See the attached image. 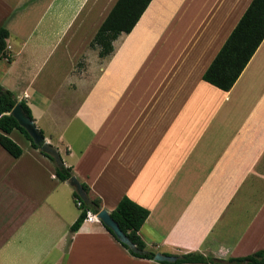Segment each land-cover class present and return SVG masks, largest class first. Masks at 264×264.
<instances>
[{"label": "crops", "instance_id": "0c3cea01", "mask_svg": "<svg viewBox=\"0 0 264 264\" xmlns=\"http://www.w3.org/2000/svg\"><path fill=\"white\" fill-rule=\"evenodd\" d=\"M118 0H0V84L110 215L149 210L147 249L224 262L264 251V40L226 92L203 80L252 0H153L99 57ZM0 145V264H162L134 257L19 130ZM42 151V152H41ZM177 257V258H178Z\"/></svg>", "mask_w": 264, "mask_h": 264}, {"label": "trees", "instance_id": "16d2710c", "mask_svg": "<svg viewBox=\"0 0 264 264\" xmlns=\"http://www.w3.org/2000/svg\"><path fill=\"white\" fill-rule=\"evenodd\" d=\"M153 0H118L104 23L98 30L92 46L99 50L100 58H107L114 53V42L122 34H130ZM9 31L0 28V59L7 57V40ZM264 40V0H252L244 16L213 60L212 64L203 75V80L223 91H230L249 61L258 50ZM19 103L15 95L0 84V145L12 157L19 158L23 154L22 147L10 138L14 130H19L32 143L35 149L40 147L35 144L29 133L11 115L12 110ZM26 115L33 121L32 111L25 101L20 102ZM43 136L45 133L40 129ZM42 152V151H41ZM45 156L55 162V158L45 152ZM56 175L61 182L71 180L74 176L72 168H68L61 162L56 166ZM84 192L89 195L91 190L88 185L82 184ZM74 200L80 214L71 227V232L79 231L88 219L89 213L97 215L102 209L101 200L93 198L84 200L77 192H74ZM150 215L149 210L136 204L128 197H123L111 217L119 224L121 230L129 238L136 249L132 250L121 243L114 232L105 226L113 237L125 247L132 256L154 260L156 254L147 249L146 243L139 235V231ZM178 257V256H177ZM162 264H264V251H258L243 258H232L227 262L214 258H207L201 254H186L177 258L174 262H161Z\"/></svg>", "mask_w": 264, "mask_h": 264}, {"label": "water", "instance_id": "95a60500", "mask_svg": "<svg viewBox=\"0 0 264 264\" xmlns=\"http://www.w3.org/2000/svg\"><path fill=\"white\" fill-rule=\"evenodd\" d=\"M11 115H13L19 122V124L29 133L35 144L38 145L43 152L53 156L58 163H61L59 152L48 143L45 136L42 135L35 122L26 115L20 103L15 106V108L11 112ZM70 183L73 187H75L80 197L87 201L88 196L84 192L81 183L75 177L71 178ZM96 217L105 226H107L114 232L121 243L127 245L132 250L136 249L135 245L131 243L129 238L119 227V224L111 217L110 213L106 209H101ZM155 260L158 262H174L177 260V257L166 256L158 253L155 256Z\"/></svg>", "mask_w": 264, "mask_h": 264}, {"label": "built area", "instance_id": "2783aa9c", "mask_svg": "<svg viewBox=\"0 0 264 264\" xmlns=\"http://www.w3.org/2000/svg\"><path fill=\"white\" fill-rule=\"evenodd\" d=\"M77 205H78V206H81V202H80V201H78ZM89 214H90V213H89Z\"/></svg>", "mask_w": 264, "mask_h": 264}]
</instances>
